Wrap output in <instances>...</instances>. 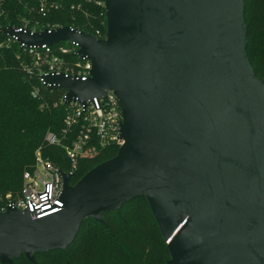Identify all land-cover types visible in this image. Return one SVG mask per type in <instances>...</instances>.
Wrapping results in <instances>:
<instances>
[{"label": "water", "instance_id": "obj_1", "mask_svg": "<svg viewBox=\"0 0 264 264\" xmlns=\"http://www.w3.org/2000/svg\"><path fill=\"white\" fill-rule=\"evenodd\" d=\"M243 0H104V36L71 26L2 28L24 47L69 40L86 79L41 75L64 102L115 95V154L32 218L0 210V263L64 248L82 219L143 196L166 244L164 264H264V79L245 52Z\"/></svg>", "mask_w": 264, "mask_h": 264}, {"label": "trees", "instance_id": "obj_2", "mask_svg": "<svg viewBox=\"0 0 264 264\" xmlns=\"http://www.w3.org/2000/svg\"><path fill=\"white\" fill-rule=\"evenodd\" d=\"M40 3L44 4L42 13L38 12ZM242 15L248 61L255 75L264 79V0H243ZM22 25L35 31L71 26L90 34L98 30L103 36L104 9L91 0H0V196L19 189L21 173L32 164L39 146L60 169H67L62 147L43 140L47 130L57 133L63 127L68 109V103L61 101L63 90L46 88L36 76L27 75L21 68L27 54L14 41L5 44L2 28ZM67 58L73 61L76 56L68 54ZM116 149L111 144L93 158L80 159L69 183L112 157ZM102 215L104 223L82 219L75 238L64 248L35 252L37 264H164L169 253L143 196L132 197ZM12 262L32 264L23 254Z\"/></svg>", "mask_w": 264, "mask_h": 264}, {"label": "built area", "instance_id": "obj_3", "mask_svg": "<svg viewBox=\"0 0 264 264\" xmlns=\"http://www.w3.org/2000/svg\"><path fill=\"white\" fill-rule=\"evenodd\" d=\"M89 1V0H86ZM96 6L104 9V0H91ZM56 6V4H50ZM44 4L40 3L38 12H43ZM25 28V25L14 26L15 29ZM57 25L46 27L47 29ZM35 31L33 29H28ZM94 37L103 38L95 30ZM5 44L14 41L15 37L6 35ZM61 42V41H59ZM52 45L24 47L17 44L27 54V61H21V68L27 74L37 77L42 86L41 75L47 73H62L64 76L84 80L89 75L90 63L85 57L76 54L77 45L65 40V45L58 43ZM68 54H73L76 59L71 61ZM45 87V86H44ZM35 90L30 92L35 95ZM63 96V95H62ZM61 101L62 100L61 97ZM68 109L63 117V127L59 132L47 130L43 140L47 144L62 147L63 156L67 162V169L62 170L47 156L42 154L40 146L33 152L32 164L21 173V185L14 194H7L0 204V210L8 204L30 212L32 218L57 211L62 206L61 175L59 170L73 176L78 161L97 156L106 146L120 145L119 124L121 112L118 101L111 90H107L103 97L92 98L85 103L66 102ZM69 179V181H70Z\"/></svg>", "mask_w": 264, "mask_h": 264}, {"label": "rangeland", "instance_id": "obj_4", "mask_svg": "<svg viewBox=\"0 0 264 264\" xmlns=\"http://www.w3.org/2000/svg\"><path fill=\"white\" fill-rule=\"evenodd\" d=\"M10 194L11 192H6L3 196L7 195V194ZM12 195V194H11ZM3 196H0V204L3 202L4 200V197Z\"/></svg>", "mask_w": 264, "mask_h": 264}]
</instances>
